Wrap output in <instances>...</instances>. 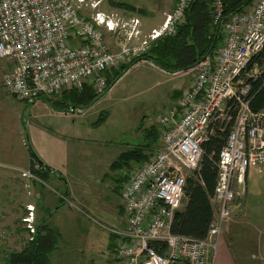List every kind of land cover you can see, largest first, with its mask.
Returning <instances> with one entry per match:
<instances>
[{
	"label": "built area",
	"instance_id": "1",
	"mask_svg": "<svg viewBox=\"0 0 264 264\" xmlns=\"http://www.w3.org/2000/svg\"><path fill=\"white\" fill-rule=\"evenodd\" d=\"M190 2L176 0L162 27L140 40L139 21L125 23L98 12L87 19L73 0H0V59L12 61L2 87L17 101L28 103L85 85L105 95L109 90L105 73L142 57L158 39L173 36L185 22ZM224 13V0H213L215 25ZM103 27L129 30V43L111 51ZM223 30L222 48L190 70L195 72L192 84L178 104L158 118L156 152L143 165L123 173L127 180L120 197L125 224L109 230L117 237L116 260L123 264H215L219 236L232 218L237 198L246 192L247 174L264 167V110H251L246 100L250 86L244 79L264 75V60L259 61L264 53V0L233 15ZM233 99L239 103L238 113L219 154L208 234L204 239L175 234L173 220L186 198L184 171L199 170L210 125L227 117ZM74 112L82 114L84 109ZM24 176L32 175L24 172ZM33 210L29 207L31 213L23 221L35 233Z\"/></svg>",
	"mask_w": 264,
	"mask_h": 264
},
{
	"label": "rangeland",
	"instance_id": "2",
	"mask_svg": "<svg viewBox=\"0 0 264 264\" xmlns=\"http://www.w3.org/2000/svg\"><path fill=\"white\" fill-rule=\"evenodd\" d=\"M73 2L83 17L91 18V0L83 4L79 0ZM11 65L12 61L0 59V264H5L7 255L22 251L37 231L35 217L31 224L36 228L35 233L23 221L31 213L29 207L34 208L33 214L35 211L34 205H26L27 202L36 201L32 194L33 187L44 197L50 195L57 207L66 206L56 217V234L64 248L72 249L80 256L82 264L90 261L96 264L121 263L115 258L114 239L109 231L118 224L107 219L106 213L119 202L115 190L120 186L118 179L123 172H109L108 164L103 161L114 162L115 155L133 149L144 137L141 133L146 127L158 128V118L178 104L184 91L192 84L195 72L167 73L143 61L127 70L120 67L114 69L116 71L110 75L108 92L94 105L84 109L83 116L75 119L76 125H73V121L59 118L56 114L58 111L43 99L20 102L8 94L2 87V77ZM58 98L50 97L52 101H58ZM220 119L228 120L225 117ZM58 128L64 130V134L60 135L65 141L63 143L69 144L74 162L76 160L80 164L73 170V176L67 183L69 193H66L65 183L61 184L62 188L52 182H48L49 187L44 185L46 182L32 184V171L14 165L23 155L26 159L30 158L32 146L35 142L36 145L41 142L39 138L43 131L52 133ZM4 149L8 150L7 156L1 152ZM157 149L158 142L154 145L153 153ZM104 152L110 155L98 158ZM97 160L100 161L97 163ZM24 172L32 176H24ZM184 173L190 175L188 171ZM51 187L52 190L49 189ZM23 190L31 197L28 198ZM61 194L69 197L70 202L62 203L59 198ZM246 194L247 188L237 198L234 211L239 209L236 208L239 204L243 206ZM252 199L261 203L264 196L251 193L248 200ZM86 201L89 207L85 205ZM39 206H42V200Z\"/></svg>",
	"mask_w": 264,
	"mask_h": 264
},
{
	"label": "trees",
	"instance_id": "3",
	"mask_svg": "<svg viewBox=\"0 0 264 264\" xmlns=\"http://www.w3.org/2000/svg\"><path fill=\"white\" fill-rule=\"evenodd\" d=\"M225 13L220 24L213 22V0H191L185 13V22L177 27L173 36L158 39L150 50L142 57L135 59L127 65H122L121 70H127L137 61L146 59L159 69L167 73H176L192 69L206 57H214L224 40L223 27L230 18L238 13H245L253 7L255 0H224ZM82 16V14H80ZM264 60V53L259 61ZM253 64L249 66V69ZM116 70L106 72L105 76L110 88V75ZM250 86L246 97L251 110L255 113L264 110V75L258 79L244 78ZM104 95L96 93L92 85H85L82 90L73 89L65 91L58 101L49 97L41 99L58 111L69 110L70 107L86 109L94 105ZM239 103L236 99L229 102L226 110L228 120L215 119L210 125V135L203 144L204 155L199 170L187 176L185 187V206L175 214L172 231L175 234L204 239L214 218L212 198L218 175L219 154L226 144L234 120L238 113ZM145 141L133 149L122 153L110 166L113 172H123L133 169V166L143 165L153 155L154 145L160 140L159 128L152 127L144 130ZM32 158L37 159L33 173L42 168L39 158L33 151ZM135 163V164H134ZM134 164V165H133ZM121 193L127 180V175L122 174L118 179ZM64 203V201H62ZM116 240L115 235H111ZM58 235L52 230L43 232L38 228L33 239L25 245L22 251L7 255L5 264H51V255L58 248ZM157 248L159 246H156ZM163 253V250L160 251Z\"/></svg>",
	"mask_w": 264,
	"mask_h": 264
},
{
	"label": "crops",
	"instance_id": "4",
	"mask_svg": "<svg viewBox=\"0 0 264 264\" xmlns=\"http://www.w3.org/2000/svg\"><path fill=\"white\" fill-rule=\"evenodd\" d=\"M91 2L98 3L97 8H94L93 4L90 6V9L93 11L91 12V18L98 12L103 13L108 17H115L125 23H131L133 20L139 21L138 29L140 31V40L148 37L154 29L162 27L167 15L173 11L176 5V0H91ZM102 30L105 43L111 51H116L120 46L129 43V30L119 29L116 31H108L105 27H103ZM134 44H136V42H134ZM223 44L224 40L219 49L222 48ZM75 109L79 108L70 107L69 110L66 111L57 110L58 112L56 111V114L59 118L64 117L67 120L73 121V125H76L75 119L82 117L84 112L78 114L74 112ZM145 129L149 128L146 127ZM142 133L141 135H144V137H142V140L138 145L142 144L146 139L145 131L143 130ZM37 134L39 135V131ZM41 134V138H39L41 139V142L38 145H36V142L33 146L30 143L31 146L34 147L33 150L42 165V168L37 169V172H32L34 175L32 180L34 181L31 182L32 184H35L36 182L44 184L46 182L44 184H47L46 187H49L48 182H52L59 187H61V184L65 183V189H67L66 193H69L70 187L68 184L73 176V170L80 166V164L76 160L74 162V158H72V148L69 147V144L67 142L66 145L63 143L65 141L60 135L64 134V130L58 128L55 132L47 133L43 131ZM1 152L4 156L8 155L7 149H4L3 151L1 150ZM121 154L122 153L118 156H114V162ZM108 155L110 154L104 152L103 154L98 155V158L103 156L108 157ZM20 158L21 157H19L16 164H14L16 165L15 167L31 171L35 169L34 165L37 159L32 158V156H30L29 159H26L24 155L22 156V159ZM98 161L100 160H97L96 162L98 163ZM103 163L108 164V171L110 172V166L113 162L103 161ZM118 173L122 174L121 171ZM263 174L264 167L251 169L247 174L245 178L247 188L246 199L244 200L243 206L239 204V206L236 207L239 209L233 211L231 220L226 224L219 236L215 264H264V201L258 203L253 199L251 201L248 200V196L251 193H257L260 197L264 196ZM49 189L52 190V187ZM23 192L28 198L31 197V194L28 195L26 190H23ZM115 192L118 195L119 202L114 208H110L111 212L108 211L106 213V218L115 221V223L118 224V227H123L125 222L124 209L120 197L121 193L117 188ZM32 194L36 201L34 203L27 202L26 205H34V217L37 220L38 228L41 227L43 232L52 230L57 233L58 224H56V217H59L58 215L66 208V206L63 204L61 207H57L55 201L50 195L47 194L44 197L35 187H33ZM61 195L62 196H59L61 201L70 202L69 197L64 194ZM41 200L42 206H39V201ZM185 204L186 203H184L182 209ZM85 205L88 206L87 201L85 202ZM98 211H100L99 207ZM63 216L66 218L65 215ZM115 248L116 240L114 238V251ZM76 255V252L72 249L69 250L64 248V245L60 243L59 239L58 248L51 255V264H82L80 256ZM88 264L96 263L95 261H90Z\"/></svg>",
	"mask_w": 264,
	"mask_h": 264
},
{
	"label": "water",
	"instance_id": "5",
	"mask_svg": "<svg viewBox=\"0 0 264 264\" xmlns=\"http://www.w3.org/2000/svg\"><path fill=\"white\" fill-rule=\"evenodd\" d=\"M141 61H144V62H148L146 59H144V60H141ZM138 62H140V61H138ZM150 63V62H149ZM152 65H154L153 63H151ZM155 66V65H154ZM157 67V66H156ZM191 69H188V70H183V71H179V72H176V73H172V74H179V73H183V72H188V71H190Z\"/></svg>",
	"mask_w": 264,
	"mask_h": 264
}]
</instances>
